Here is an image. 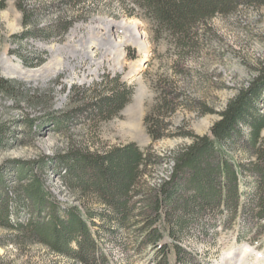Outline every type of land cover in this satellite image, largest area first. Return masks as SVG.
<instances>
[{
	"label": "rangeland",
	"instance_id": "rangeland-1",
	"mask_svg": "<svg viewBox=\"0 0 264 264\" xmlns=\"http://www.w3.org/2000/svg\"><path fill=\"white\" fill-rule=\"evenodd\" d=\"M58 1H26L28 7L45 6L39 13L38 28L48 30L61 16L73 20L62 37L46 40L21 36L27 27L22 22L17 0H0V77L14 82L18 88L15 93L0 92V128L5 131L0 141V174L9 195L20 180L17 175L20 161L28 167L42 155L63 153L69 142L74 141L98 152L135 143L154 156L155 161L146 165L140 178L139 192L134 200L145 198L151 189L158 188L169 178L175 163L173 154L192 141L177 134L209 133L219 118L216 112L223 109L238 88L249 84L258 62L264 65V5L240 4L231 14L214 16L198 27L201 36L196 47L181 60V51L171 45L166 34L158 39L155 37L152 24L133 0H83L74 7L64 2L57 4ZM122 19L140 23L147 43L144 56L131 43H124L118 52L102 53L100 50L106 41L104 30L97 27ZM113 34L121 36L118 32ZM88 50L93 51V59L87 55ZM3 56L19 62L24 69H37L49 63L56 65L57 62L66 65L53 76L21 80L4 73ZM133 69L135 74L129 76ZM117 76L120 82L132 88V93L116 115L102 119L79 112L68 123L57 127L56 118L82 104L80 95L73 94L74 88L76 91L90 89L89 94L107 91V81ZM167 83L174 85L178 95L177 109L171 114L164 109L160 111L157 118L169 122L165 133L169 135L152 140L144 117L152 112L160 89ZM199 102L214 112L202 114ZM261 102L259 104L264 105ZM30 125L33 135L29 133ZM245 136L243 128L236 147L230 149L228 155L246 166L256 158L239 149L247 140ZM261 136L264 143V128ZM30 168L66 206L75 204L83 211L91 208L98 213L103 209L95 199L82 198L81 193L64 188L61 173H52L50 168L40 170L36 164ZM31 172L27 173V178ZM239 185L240 199L244 202L251 196L249 174L241 176ZM1 192L0 187V198L3 197ZM13 200L11 222L26 221L31 212L26 207L16 206ZM40 216L44 218L45 212ZM195 218L189 229L178 237L173 238L164 231L157 247L145 241L146 231L139 229L141 225L112 229L97 214L91 229L97 233L99 248L106 254L108 264H264V229L255 231L256 221L247 214L206 211ZM14 236L13 231L0 225V264H81L40 243L13 242ZM163 246L166 247L162 251ZM177 247L181 249L180 255Z\"/></svg>",
	"mask_w": 264,
	"mask_h": 264
},
{
	"label": "trees",
	"instance_id": "trees-1",
	"mask_svg": "<svg viewBox=\"0 0 264 264\" xmlns=\"http://www.w3.org/2000/svg\"><path fill=\"white\" fill-rule=\"evenodd\" d=\"M26 1L17 0V7L22 12V22L27 27L21 36H38L47 40L62 37L71 27L73 20L61 16L58 19L60 21L51 25L48 30L38 28L39 13L45 6L28 7ZM81 1L83 0H59L57 4L64 2L74 7ZM133 3L152 24L155 37L158 39L166 34L171 39V45L181 51L179 57L182 60L188 51L196 47L201 36L199 26L208 23L214 16L235 12L240 4L262 6L264 0H133ZM255 69L256 74L249 84L238 88L223 109L216 112L219 118L210 127L209 133L197 135L188 131L177 134L189 137L192 141L173 154L175 163L169 178L163 180L158 188L151 189L145 198L134 200L139 192L140 178L146 165L155 161L154 156L135 143L98 152L70 141L63 153L42 155L30 162L28 167H25V162L20 161L17 166L20 180L12 187L10 195L0 174L3 194L0 198V225L15 233L13 242L40 243L81 264H108L106 254L99 248L97 233L91 229L95 225L94 218L97 214L112 229L141 225L139 229L146 231L145 241L153 247H157V243L164 237V231L167 230L168 235L173 238L178 237L189 229L196 220L195 217L200 218L206 211L229 210L231 215L242 212L256 221L254 230L262 232L264 143L261 131L264 128V105L259 102L264 104V65L258 62ZM15 85L0 77V92L15 93L18 90ZM105 87L107 91L95 94H89L90 89L77 92L74 88L73 94L80 95L82 104L75 105L74 110L56 118L57 127L68 123L79 112L102 119L116 115L128 103L132 88L120 82L119 76L108 80ZM174 91L171 83L161 88L158 102L152 112L144 117L152 140L169 135L165 134L169 129V122L158 119L157 115L163 109L170 114L177 109L178 95ZM199 105L202 114L214 112L203 102H199ZM243 128L246 130L247 140L239 149L256 158L255 161L248 162L247 167L228 155L229 150L236 147ZM4 132L0 128V141ZM29 133L33 135L31 125ZM34 164L40 170L50 168L52 173H61L64 188L81 193L82 198L95 199L98 205H103L101 212L91 208L83 211L78 205L66 206L60 202L45 187L39 175L31 172L30 166ZM28 172L31 173L27 178ZM244 174H249L251 178V196L243 202L240 199L242 192L239 180ZM13 199L16 206L26 207L31 212L26 221L11 222L10 208ZM43 212L44 218L40 216ZM176 249L180 255L181 249ZM163 257L166 258L165 253Z\"/></svg>",
	"mask_w": 264,
	"mask_h": 264
},
{
	"label": "bare ground",
	"instance_id": "bare-ground-1",
	"mask_svg": "<svg viewBox=\"0 0 264 264\" xmlns=\"http://www.w3.org/2000/svg\"><path fill=\"white\" fill-rule=\"evenodd\" d=\"M104 30V39L106 44L100 46L102 53L105 52H118L124 43H131L138 48L141 54L144 56L147 51L146 38L143 31L140 29V23L137 20L122 19L120 21H109L102 23L97 27ZM96 28V29H97ZM113 31V32H112ZM118 32L121 36H114L112 33ZM50 50L51 46L48 47ZM91 50L87 51L89 58L93 59ZM58 61V60H57ZM95 63H99L98 60H94ZM2 69L4 73L10 77H16L21 80H36L43 79L45 77L53 76L58 72L66 63L57 62L56 65L52 63L44 64L37 69H24L19 62H14L7 57L1 59ZM135 74V69L130 70L129 76ZM247 248V247H246Z\"/></svg>",
	"mask_w": 264,
	"mask_h": 264
}]
</instances>
